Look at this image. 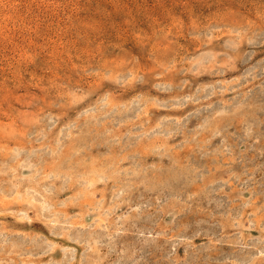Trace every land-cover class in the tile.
I'll return each instance as SVG.
<instances>
[{
    "label": "rangeland",
    "instance_id": "rangeland-1",
    "mask_svg": "<svg viewBox=\"0 0 264 264\" xmlns=\"http://www.w3.org/2000/svg\"><path fill=\"white\" fill-rule=\"evenodd\" d=\"M0 264H264V0H0Z\"/></svg>",
    "mask_w": 264,
    "mask_h": 264
},
{
    "label": "bare ground",
    "instance_id": "bare-ground-1",
    "mask_svg": "<svg viewBox=\"0 0 264 264\" xmlns=\"http://www.w3.org/2000/svg\"><path fill=\"white\" fill-rule=\"evenodd\" d=\"M88 181H90V180H88Z\"/></svg>",
    "mask_w": 264,
    "mask_h": 264
}]
</instances>
